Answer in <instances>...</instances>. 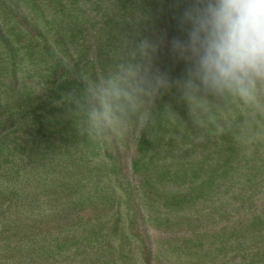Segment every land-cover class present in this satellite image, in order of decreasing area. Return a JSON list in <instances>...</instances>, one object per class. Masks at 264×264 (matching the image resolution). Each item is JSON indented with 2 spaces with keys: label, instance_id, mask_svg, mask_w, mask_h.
Listing matches in <instances>:
<instances>
[{
  "label": "trees",
  "instance_id": "trees-1",
  "mask_svg": "<svg viewBox=\"0 0 264 264\" xmlns=\"http://www.w3.org/2000/svg\"><path fill=\"white\" fill-rule=\"evenodd\" d=\"M192 0H0V264H264V110L180 95ZM157 45L169 87L93 90Z\"/></svg>",
  "mask_w": 264,
  "mask_h": 264
},
{
  "label": "clouds",
  "instance_id": "clouds-1",
  "mask_svg": "<svg viewBox=\"0 0 264 264\" xmlns=\"http://www.w3.org/2000/svg\"><path fill=\"white\" fill-rule=\"evenodd\" d=\"M182 24L186 39L173 45L187 65L176 82L182 98L201 106L226 97L264 110V0H192ZM156 49L147 39L127 45L125 60L93 90V121L111 123L169 87L153 70Z\"/></svg>",
  "mask_w": 264,
  "mask_h": 264
}]
</instances>
